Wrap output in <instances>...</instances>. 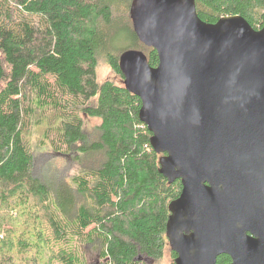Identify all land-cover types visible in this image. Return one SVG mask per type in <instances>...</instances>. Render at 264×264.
Returning <instances> with one entry per match:
<instances>
[{
  "label": "trees",
  "instance_id": "1",
  "mask_svg": "<svg viewBox=\"0 0 264 264\" xmlns=\"http://www.w3.org/2000/svg\"><path fill=\"white\" fill-rule=\"evenodd\" d=\"M131 2L0 0V264H88L89 245L104 264H159L169 246L175 264L166 227L182 182L159 171L119 65L128 49L159 62L134 30ZM196 5L208 22L239 14L264 25V0ZM102 58L116 78L99 79ZM85 117L99 119L94 136ZM38 126L43 144L79 167L71 183L35 175Z\"/></svg>",
  "mask_w": 264,
  "mask_h": 264
},
{
  "label": "water",
  "instance_id": "2",
  "mask_svg": "<svg viewBox=\"0 0 264 264\" xmlns=\"http://www.w3.org/2000/svg\"><path fill=\"white\" fill-rule=\"evenodd\" d=\"M138 38L119 60L141 99L159 171L182 191L166 235L175 264H264V25L203 20L196 0H132Z\"/></svg>",
  "mask_w": 264,
  "mask_h": 264
},
{
  "label": "rangeland",
  "instance_id": "3",
  "mask_svg": "<svg viewBox=\"0 0 264 264\" xmlns=\"http://www.w3.org/2000/svg\"><path fill=\"white\" fill-rule=\"evenodd\" d=\"M99 79L104 80L108 77L116 78V74L110 64L105 58H102L98 66ZM99 123L98 118L85 117L84 126L85 129L94 136L95 126ZM44 128V127H43ZM43 128L36 127L32 133V143L35 150V168L34 173L42 180L50 182H60L59 180H66L67 183H71L72 177L78 172L79 167L72 160L71 156L66 157L52 151L50 147L45 146L42 142ZM95 132V133H94ZM54 185V184H53ZM56 186V185H55ZM167 248L166 255L159 264H171L172 256ZM100 250L97 246L89 245L87 247L88 264H104V260L100 256ZM143 258L146 259L145 256Z\"/></svg>",
  "mask_w": 264,
  "mask_h": 264
}]
</instances>
